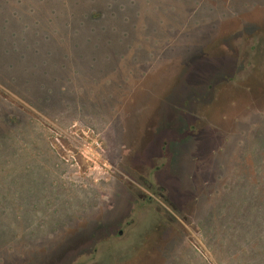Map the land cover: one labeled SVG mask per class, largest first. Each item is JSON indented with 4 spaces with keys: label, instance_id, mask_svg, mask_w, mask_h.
Instances as JSON below:
<instances>
[{
    "label": "rangeland",
    "instance_id": "rangeland-1",
    "mask_svg": "<svg viewBox=\"0 0 264 264\" xmlns=\"http://www.w3.org/2000/svg\"><path fill=\"white\" fill-rule=\"evenodd\" d=\"M0 264H264V0H0Z\"/></svg>",
    "mask_w": 264,
    "mask_h": 264
},
{
    "label": "flooded vegetation",
    "instance_id": "flooded-vegetation-1",
    "mask_svg": "<svg viewBox=\"0 0 264 264\" xmlns=\"http://www.w3.org/2000/svg\"><path fill=\"white\" fill-rule=\"evenodd\" d=\"M137 181L138 183L145 189V194L139 193L138 191H133V193L136 195L139 203L141 204H146L147 206H152V203L154 202L153 199L154 197H157L159 200H161L163 202V204L166 206L165 209H161L160 207H157L155 205H153V209L152 212L154 215L158 216L159 218H162L163 220H169L168 216L170 214L173 213H177L179 209V207L177 205H175V202L171 199H168V197H166L167 192L166 190H164L163 188H161L160 186H155L152 183H150L149 181H147L146 179L142 178V177H138L137 176ZM171 216V215H170ZM121 224V223H120ZM120 224L117 226H114V228H117L118 231L116 232L117 235H122V231H120ZM110 227H100L97 229L98 230H104V231H108ZM93 235V234H92Z\"/></svg>",
    "mask_w": 264,
    "mask_h": 264
}]
</instances>
